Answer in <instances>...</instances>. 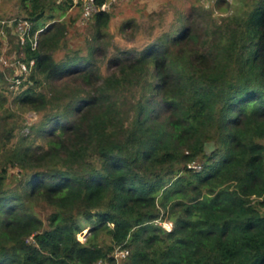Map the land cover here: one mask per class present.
Listing matches in <instances>:
<instances>
[{"label":"trees","instance_id":"trees-1","mask_svg":"<svg viewBox=\"0 0 264 264\" xmlns=\"http://www.w3.org/2000/svg\"><path fill=\"white\" fill-rule=\"evenodd\" d=\"M70 1L20 0L29 74L12 104L44 114L18 137L0 115V264H117L116 247L120 264H264V0L218 17L193 6L107 74L96 56L108 11L90 16L87 55L56 60Z\"/></svg>","mask_w":264,"mask_h":264},{"label":"rangeland","instance_id":"rangeland-1","mask_svg":"<svg viewBox=\"0 0 264 264\" xmlns=\"http://www.w3.org/2000/svg\"><path fill=\"white\" fill-rule=\"evenodd\" d=\"M56 2L69 0H55ZM71 5L60 19L67 25L66 44L55 53L57 61L64 58L67 54L78 52L79 55H87V43L91 39L90 23L91 17H84V0H71ZM239 3L233 0H226L217 6V0H114L110 3L108 12L111 14L107 28L103 30L100 51L96 58L100 63L102 74L113 71L108 60L121 50H142L146 45L153 42L163 33L174 32L182 24L184 16L193 6H202L211 10L213 16H223L231 13ZM26 13L21 7L20 0H0V72L6 78V83H0V93L3 100L0 106V115L11 111L13 117L10 122L16 125L15 136L26 135L31 128L36 127L44 112L19 108L12 104L15 88L12 87L18 75L21 74L20 67L23 52L18 49V42L27 36L28 21H25ZM48 20H45V23ZM130 21L128 26L124 24ZM27 22V23H26ZM44 22L40 20L38 25L41 27ZM25 43V42H24ZM9 71H12L9 73ZM29 74V73H28ZM13 88V89H12ZM11 89V90H10ZM11 91V92H10ZM17 91V90H16ZM5 100V101H4ZM16 137L13 140H16ZM36 143L44 144L42 138L38 137ZM20 174L18 168H11L7 175L6 182L14 184ZM35 212L43 219L46 218L48 209L36 207ZM166 230L171 228V222L160 221ZM87 224L85 223L84 226ZM165 227H164V226ZM85 227L77 234L78 239L84 242L88 234ZM98 243L109 245L110 238L102 232L97 238ZM125 251L114 248L112 256L121 263L122 253ZM96 264H110L108 261H98Z\"/></svg>","mask_w":264,"mask_h":264},{"label":"built area","instance_id":"built-area-1","mask_svg":"<svg viewBox=\"0 0 264 264\" xmlns=\"http://www.w3.org/2000/svg\"><path fill=\"white\" fill-rule=\"evenodd\" d=\"M112 1H114V0H105L100 5H98L95 0H84V2H83L84 17H90L97 11H107L109 6H110V3ZM27 25H28V29H29V24L27 23ZM22 40H24V38ZM32 43L35 44V41L33 40ZM20 70L23 73H28V68L24 63L21 64ZM19 82H20V80H17L18 84H19ZM193 166L197 169H200V166H197V165H193ZM167 230H170V228H168ZM126 253H127L126 251H125V253H122V257H124L126 255Z\"/></svg>","mask_w":264,"mask_h":264}]
</instances>
